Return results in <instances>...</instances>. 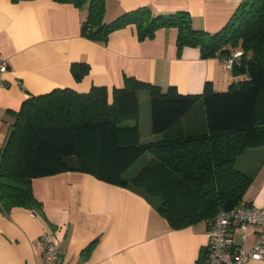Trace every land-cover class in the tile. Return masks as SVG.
<instances>
[{
  "label": "trees",
  "instance_id": "16d2710c",
  "mask_svg": "<svg viewBox=\"0 0 264 264\" xmlns=\"http://www.w3.org/2000/svg\"><path fill=\"white\" fill-rule=\"evenodd\" d=\"M19 2L23 0H11ZM86 9L81 35L106 42L109 34L134 25L139 40L156 30L174 27L176 48L197 47L202 58L240 54L224 91L205 83L200 94H182L173 86L157 85L125 76L123 86L92 85L87 92L55 88L29 95L17 111L0 146V210L15 207L38 211L32 179L67 171L85 172L100 181L127 187L147 200L171 228L204 222L211 226L217 211L244 201L253 177L236 166L247 149L264 147V0H243L217 32L192 27L186 11L154 14L140 6L104 19L105 0H54ZM70 72L80 81L88 72L85 62H73ZM149 98L150 128L159 138L140 142L137 93ZM200 104L204 130L188 133L182 120ZM132 125H128V122ZM145 153L150 159L134 175L127 169Z\"/></svg>",
  "mask_w": 264,
  "mask_h": 264
},
{
  "label": "crops",
  "instance_id": "0c3cea01",
  "mask_svg": "<svg viewBox=\"0 0 264 264\" xmlns=\"http://www.w3.org/2000/svg\"><path fill=\"white\" fill-rule=\"evenodd\" d=\"M242 1L105 0L104 19L109 22L147 6L154 14L186 11L193 28L214 33ZM85 16L86 9L71 3L0 0V55L9 64L0 90V146L13 121L10 112L29 95L66 87L87 92L95 85L107 87L110 100L111 89L122 87L125 76L163 90L173 86L182 94H200L207 82L224 91L231 82L247 77L233 76L224 58H202L197 47L177 51L174 27L160 28L151 39L139 40L130 24L113 31L106 42H95L81 35ZM236 50L232 54H240ZM73 62L89 65L78 82L70 72ZM141 92L146 91L137 93L139 105ZM182 123L188 133L204 130L200 104ZM235 164L253 177L244 201L263 207L264 147L247 149ZM31 187L40 210L15 207L8 215L0 210V264H41L42 234L51 235L59 248L58 264H205L207 225L171 228L153 206L155 198L150 202L130 188L77 171L34 178ZM242 264H264V260Z\"/></svg>",
  "mask_w": 264,
  "mask_h": 264
},
{
  "label": "built area",
  "instance_id": "2783aa9c",
  "mask_svg": "<svg viewBox=\"0 0 264 264\" xmlns=\"http://www.w3.org/2000/svg\"><path fill=\"white\" fill-rule=\"evenodd\" d=\"M231 54L224 66L231 69L236 60ZM9 67L6 57L0 55V90L5 86L4 74ZM205 264H242L264 260V206L256 207L242 201L230 210H219L207 231ZM38 245L42 250L41 264H58L60 252L51 235L42 234Z\"/></svg>",
  "mask_w": 264,
  "mask_h": 264
},
{
  "label": "rangeland",
  "instance_id": "374dc122",
  "mask_svg": "<svg viewBox=\"0 0 264 264\" xmlns=\"http://www.w3.org/2000/svg\"><path fill=\"white\" fill-rule=\"evenodd\" d=\"M236 52L237 50L234 49ZM140 99V119H139V130H140V142L152 141V137H158L154 135L150 129V111H149V98L147 92L139 93ZM132 123V122H130ZM7 135V134H6ZM5 135V139H6ZM1 139V135H0ZM5 141V140H4ZM149 153H145L139 159H137L126 171L125 177L129 178L134 175L150 158Z\"/></svg>",
  "mask_w": 264,
  "mask_h": 264
}]
</instances>
